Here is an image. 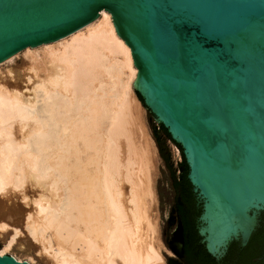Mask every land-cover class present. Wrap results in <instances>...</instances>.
Segmentation results:
<instances>
[{"label":"bare ground","instance_id":"6f19581e","mask_svg":"<svg viewBox=\"0 0 264 264\" xmlns=\"http://www.w3.org/2000/svg\"><path fill=\"white\" fill-rule=\"evenodd\" d=\"M23 51L0 76V256L25 231L47 264H161L156 150L111 15Z\"/></svg>","mask_w":264,"mask_h":264},{"label":"water","instance_id":"95a60500","mask_svg":"<svg viewBox=\"0 0 264 264\" xmlns=\"http://www.w3.org/2000/svg\"><path fill=\"white\" fill-rule=\"evenodd\" d=\"M103 10L130 48L132 88L160 156L155 133L166 141L150 115L181 156L179 177L187 165L206 248L218 259L232 240L245 246L264 219V0H0V62L72 34ZM167 160L156 184L163 221L175 176ZM0 264L28 263L5 255Z\"/></svg>","mask_w":264,"mask_h":264},{"label":"flooded vegetation","instance_id":"af4514ba","mask_svg":"<svg viewBox=\"0 0 264 264\" xmlns=\"http://www.w3.org/2000/svg\"><path fill=\"white\" fill-rule=\"evenodd\" d=\"M161 128L163 129L162 126ZM155 137L166 166L170 167L167 160L168 150L157 133ZM180 168L182 169L180 177L173 175L170 179L172 202L168 235L165 240L170 250L169 254H165L167 264H263L264 246L262 251H259L260 246L257 243L252 244V237L260 225L245 246H241L239 241L232 240L218 259L208 251L200 232L202 204L187 177L188 169L185 170L187 168L185 161ZM186 171L187 173L184 174Z\"/></svg>","mask_w":264,"mask_h":264},{"label":"rangeland","instance_id":"374dc122","mask_svg":"<svg viewBox=\"0 0 264 264\" xmlns=\"http://www.w3.org/2000/svg\"><path fill=\"white\" fill-rule=\"evenodd\" d=\"M24 51H20L16 56L14 55V59L12 62H10L9 64H5L3 65H0V76H4V72L7 71L8 69L10 70H16L18 68H21L23 66V64L26 62L24 60H26V58H24V55L23 54ZM134 91V90H133ZM135 95V94H134ZM136 97V95H135ZM137 99V97H136ZM138 100V99H137ZM139 101V100H138ZM140 105L142 107V119H143V125L144 126V130L145 132L149 135V137L152 139L153 143H154V146H155V168L153 170V175H152V181H153V194L155 195L154 199V203L153 204V210L152 211V215H154L156 218V222H157V227H158V235H159V239L161 241V249H160V256H162V260L163 262L161 264H166V258L162 255L161 251L166 254L168 253L169 254V248L165 247L164 243L162 242V239H161V233L163 231V226H164V222L166 221V219L168 218V210H169V203L168 205L166 203H163L162 206H163V218H164V221L163 219H160V213H159V210H158V206H159V201H158V198H159V195H158V192L156 190V184H157V181L158 179H160V184H161V187L163 186V179H162V175H161V171L159 170V166H160V169L163 171V173L165 174V176L167 177V174H166V166H165V160L160 156L159 154V150L156 146V143L154 142L153 138L151 137V131H150V127H149V124H148V121H147V118H146V109L143 107L142 103L140 102ZM151 119H152V123L155 124V128L157 130H159V132L161 133V135L163 136V138L165 139L166 141V148L168 150V155H169V159H170V162L172 164V167H173V170H174V174H175V177H179V171H178V168H177V163H180L181 162V156L179 154V152L177 151V149L172 145V143L167 139V137L165 136V134L162 132V130L160 129V127L158 126L157 122L152 118V116L150 115ZM164 186H165V191L168 190V183H167V180L164 181ZM34 190V189H33ZM35 191V190H34ZM32 192V189L29 188L27 189L26 193H27V196L28 198H34L36 196V192ZM30 194V195H29ZM32 194V195H31ZM153 195V196H154ZM29 198V199H30ZM16 203H18L19 205H21L23 207L24 205V202L22 203L21 200H18L16 201ZM22 203V204H21ZM27 205H24V207L26 209H29L30 206L26 207ZM167 208V209H166ZM159 222H160V225H159ZM160 228H161V231H160ZM9 232H12L11 229L8 230ZM24 232H21L20 235H18L17 237H15V241L13 242L11 248L5 252V255L7 256H11V257H16L18 258L21 262L22 261H29V262H32V264H47L45 261H43L41 259L40 256H38L37 254V251L35 250V246L37 245H34L35 242L32 241V239H30V236L28 237L25 232V235H24ZM13 235V233L11 234ZM11 235H6L5 236V239L4 238H1L0 239V251H3L4 250V246L6 244V242H9V240L11 239ZM4 239V240H2ZM29 239V240H28ZM20 241H24L23 245L25 244H30L32 245V247H28L27 250H24V249H20L18 247V245L20 244ZM30 241V242H29ZM32 241V242H31ZM21 242V243H22ZM34 243V244H33ZM27 247V246H26ZM34 247V248H33Z\"/></svg>","mask_w":264,"mask_h":264},{"label":"trees","instance_id":"16d2710c","mask_svg":"<svg viewBox=\"0 0 264 264\" xmlns=\"http://www.w3.org/2000/svg\"><path fill=\"white\" fill-rule=\"evenodd\" d=\"M135 95H136L137 99L139 100V102L142 103L141 98L139 97V95L136 92H135ZM255 243H257L260 246L259 251L260 250L262 251L263 246H264V219L261 221L260 227L257 229V231L255 232V234L252 237V244L254 245Z\"/></svg>","mask_w":264,"mask_h":264}]
</instances>
